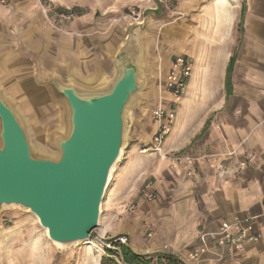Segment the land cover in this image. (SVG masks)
<instances>
[{"label":"crops","instance_id":"crops-1","mask_svg":"<svg viewBox=\"0 0 264 264\" xmlns=\"http://www.w3.org/2000/svg\"><path fill=\"white\" fill-rule=\"evenodd\" d=\"M53 1L49 11L45 3L52 5L51 0L0 3L5 80L19 81L24 70L82 80L102 73L98 65L117 29L96 21L75 0ZM197 1L184 3L194 7ZM200 6L190 21L199 17L201 28L187 34L181 50L192 73L164 143L170 152L185 148L196 172L186 178L187 166L159 159L152 184L143 189L158 199L139 207L151 220L144 228L145 234L151 229V239H144L142 230L134 238L130 224L120 231L133 250L166 251L182 264H264V0H201ZM25 63L29 67H22ZM252 154L255 161L242 167ZM237 220L252 223L257 239L240 249L216 245L213 238L223 234V222ZM201 237L208 248L188 259L192 249L205 244Z\"/></svg>","mask_w":264,"mask_h":264},{"label":"rangeland","instance_id":"rangeland-1","mask_svg":"<svg viewBox=\"0 0 264 264\" xmlns=\"http://www.w3.org/2000/svg\"><path fill=\"white\" fill-rule=\"evenodd\" d=\"M51 1L52 5L45 3L48 11L54 8V1ZM56 1L59 4L64 0ZM198 1L193 7L185 6L184 0H75L96 21L117 29L98 65L102 67V73L99 77H87L83 81L96 82L112 68L111 58L128 38L131 28L135 27V34L143 44L141 89L127 109L123 151L110 175L99 225L90 237L75 245L58 247L49 239L32 212L17 206L0 207V264H100L103 257L110 256L109 250H117L112 243H122L119 238L124 236V232L120 231L124 224L133 226L134 238L137 236L135 233L141 234L142 230L144 239H151L148 235L151 229L146 234L144 229L149 223L148 226H151V220L139 207L143 202L151 205L158 199L156 196L150 200L143 190L153 182V166L159 159L173 160L182 167L187 166L182 175L189 178L187 159L194 160L187 155L185 148L170 152L165 150L163 144L164 156L155 151V137L161 122L154 113L158 108L174 112L165 143L173 129L189 78L185 80L183 92L176 94L167 87V75L176 56L183 54L189 58L181 50L187 34L192 29L194 32L196 28H201L199 17L195 22L190 21L201 11V0ZM79 9L76 12L80 13ZM133 11L139 15H134ZM69 16L72 18L74 14ZM176 50L180 51L179 54L175 53ZM167 59H171L169 68ZM25 66L29 67L27 63L22 65ZM43 74L36 75L32 70H24L18 72L19 81H8L4 79L7 73L0 71V89L25 120L31 139L44 150L45 155L55 156L58 151L52 135L65 132L66 107L50 83L42 80ZM205 129L206 125L194 140L199 142ZM132 204L138 205L133 212L129 209ZM137 225L139 229H136ZM130 244L128 238L126 245Z\"/></svg>","mask_w":264,"mask_h":264},{"label":"water","instance_id":"water-1","mask_svg":"<svg viewBox=\"0 0 264 264\" xmlns=\"http://www.w3.org/2000/svg\"><path fill=\"white\" fill-rule=\"evenodd\" d=\"M142 56L133 27L111 58L112 68L96 82L43 74L66 107V130L52 135L55 156L35 150L25 120L0 89V207L28 208L59 244L90 237L124 147L127 107L141 87Z\"/></svg>","mask_w":264,"mask_h":264},{"label":"built area","instance_id":"built-area-1","mask_svg":"<svg viewBox=\"0 0 264 264\" xmlns=\"http://www.w3.org/2000/svg\"><path fill=\"white\" fill-rule=\"evenodd\" d=\"M9 0H0V3L5 4ZM134 15H139L136 11H133ZM192 63L191 60L185 55H178L172 61V67L167 75V87L172 90L176 94H181L185 87V80L191 76L192 73ZM155 117L158 119L160 124L159 133L155 137L156 146L155 151L162 156L163 153V144L165 140V136L169 132V124L174 118V112H167L163 108L156 109L154 113ZM146 151V150H145ZM255 161V154H252L248 159L241 161V166H247L249 163ZM188 163V176H192L196 172V168L194 167V160L192 158L187 159ZM150 184L146 185V188H149ZM147 197L150 200H153L156 197L154 191H149ZM138 208V205L132 204L129 206V209L133 212ZM223 234L215 236L213 241L216 245L221 247H232L235 249H240L244 246L245 243L254 241L257 239L256 234L254 233V228L252 223L249 221H235L234 223L223 222L222 226ZM202 241L205 243L201 247H196L192 249L188 256V259L195 260L197 259L205 250L208 248L205 240L201 237ZM119 240L126 244L127 236H121Z\"/></svg>","mask_w":264,"mask_h":264},{"label":"trees","instance_id":"trees-1","mask_svg":"<svg viewBox=\"0 0 264 264\" xmlns=\"http://www.w3.org/2000/svg\"><path fill=\"white\" fill-rule=\"evenodd\" d=\"M112 244L117 250H109L110 256L103 257L100 264H182L169 253H139L126 244Z\"/></svg>","mask_w":264,"mask_h":264},{"label":"bare ground","instance_id":"bare-ground-1","mask_svg":"<svg viewBox=\"0 0 264 264\" xmlns=\"http://www.w3.org/2000/svg\"><path fill=\"white\" fill-rule=\"evenodd\" d=\"M46 9V8H45ZM47 12V11H46ZM143 78V77H142ZM140 89H141V87H140ZM140 89L138 90V93H139V91H140ZM139 102V101H138ZM131 106V104L127 107V108H129ZM65 130V129H64ZM28 131H29V129H28ZM32 142H33V145H34V148H35V150L38 152V153H42V154H44V150L40 147V146H38L33 140H32ZM122 151H123V148H122ZM115 166V165H114ZM114 166L112 167V170H111V173H112V171H113V168H114ZM109 184H110V182H109ZM108 187H109V185H108ZM6 206H17V207H20V208H24V210H29L28 208H26V207H22L21 205H18V204H4V205H2V207H6ZM30 211V210H29ZM30 212H32V211H30ZM33 213V212H32ZM34 214V213H33ZM35 215V214H34ZM36 216V215H35ZM37 217V216H36ZM37 219H38V217H37ZM38 221H39V219H38ZM40 223V222H39ZM43 229L45 230V232H46V234H47V236L49 237V235H48V230H47V228H45L44 226H43ZM49 239L53 242V244H55L56 246H58V247H64V246H66V245H62V244H59V243H57V242H55L54 240H52L50 237H49ZM77 242H79V241H77ZM77 242H74V243H72V244H76ZM98 264V263H97Z\"/></svg>","mask_w":264,"mask_h":264}]
</instances>
